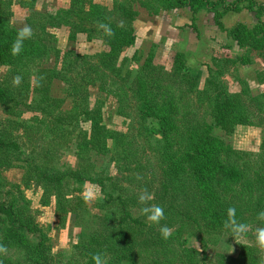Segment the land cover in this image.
Segmentation results:
<instances>
[{"label": "trees", "instance_id": "16d2710c", "mask_svg": "<svg viewBox=\"0 0 264 264\" xmlns=\"http://www.w3.org/2000/svg\"><path fill=\"white\" fill-rule=\"evenodd\" d=\"M113 1L112 10L107 11L103 5L95 7L92 0H69L68 9L53 14L37 10L38 0H0V65L9 67L0 79V110L7 115L5 124L22 127L35 146L37 141H43L39 150L33 149L31 159H22L19 144L7 131L10 126L0 128V169L21 161L25 177L41 185L43 201L49 204L54 199L59 223L63 226L69 215L75 216L76 225L81 228L80 244L89 251L87 264H94V254H101L107 264L258 263L261 257L250 247L242 248L234 257H211L205 250L217 238L230 234L223 227L228 207H234L237 219L248 226H260L256 217L264 210V141L260 152L254 155L211 133L212 128L217 127L230 135L238 125L252 123L245 97L264 111V90L255 96L243 89L228 92L222 81L228 64L234 65L237 60L246 64L250 59L245 55L219 59L200 88L182 53L175 54L170 70L155 63L151 53L138 67L128 68L123 75L127 83L119 84L114 78L122 76V65H118L120 52L136 39L133 23L138 11L133 5L136 2L145 7L149 4L148 0ZM156 1L165 9L188 8L192 19L201 7L213 12L217 21L230 11L248 9L255 12L257 25L249 27L238 23L228 34L242 45L256 43L264 37V21L261 20L264 3L258 0ZM15 5L26 9L25 24L32 35L23 41L20 53L13 56L11 45L21 29L12 21ZM90 8L96 16L92 15L94 30L84 29L87 37L101 39L108 46L107 50L96 54L94 70L98 76L114 75L98 87L107 96L116 98L121 115H131L128 109L136 106L134 109L142 122L139 134L143 135L151 152L147 159L139 155L141 150L134 148L136 142L127 140L123 133L103 121L105 98L98 97L92 102L83 88L73 92L71 104L66 107L63 99L51 93L57 71L42 66V60L50 44L56 41L53 30L65 26L69 29V38L75 39L78 32L84 30L74 18L91 12ZM100 67H104L107 74L100 72ZM16 76L20 77L19 84H13ZM259 80L264 82V76H259ZM202 107L206 108L203 115H208L211 123L200 120ZM24 109L33 115L21 121L18 117ZM81 122H89V128L80 125L74 136H65ZM111 145L115 147L111 158L118 174L96 170L94 163V155L108 154ZM67 146L73 147L77 156L74 168L57 163L60 149ZM150 166L159 182L153 199L141 204L139 195L150 189L145 172ZM72 182L78 185L91 182L100 187L103 199L99 207L104 215L90 214L83 198L72 193ZM2 188L0 172L2 264H44L47 256L38 249L41 244L31 243L30 235L46 237L40 232L27 200L23 195L22 203L15 197L10 201L2 200ZM149 205L163 208L164 219L159 224L147 222L141 213V207ZM161 225L169 228L166 239L160 234ZM186 234L200 240L204 250L200 252L185 245V241L174 247L176 239ZM262 251L264 253V249ZM108 252L110 259H106Z\"/></svg>", "mask_w": 264, "mask_h": 264}, {"label": "rangeland", "instance_id": "374dc122", "mask_svg": "<svg viewBox=\"0 0 264 264\" xmlns=\"http://www.w3.org/2000/svg\"><path fill=\"white\" fill-rule=\"evenodd\" d=\"M225 1L233 2L234 0ZM258 1L264 3V0ZM113 2V0H92L95 7L103 5L107 11L112 10ZM148 4L150 7L142 6L139 2L133 5V8L138 11L133 23L136 39L133 45L124 47L120 52L118 65H122L120 73L122 76H115L114 79L117 83L126 84L127 81L123 75L127 69L138 67L151 53L154 54L155 63L165 65L170 70L175 54L180 52L188 70L196 76L199 87L202 88L212 69L215 70L216 61L223 58L237 59L241 55H245L250 61L243 64L237 60L234 65L228 64L225 73L222 75V81L227 85L228 92H241L243 89L255 96L264 90V82L259 80V76H264V37L258 39L256 43L242 45L228 34V30L238 23H244L249 27L257 25L259 20L254 11L248 9L230 11L217 21L214 13L208 11L206 7L199 8L196 12V18L192 19V13L188 8L165 9L160 7V2L156 0H148ZM68 5L69 0H38L36 9L46 13L58 11L61 14L66 8L68 9ZM218 7L220 8L221 5ZM157 8L159 9L157 10ZM13 12V24L22 29L26 26V9L15 5ZM92 12H94L93 9L91 12H84V14L74 18L79 22V28L94 30L95 23L92 22L94 21L92 15L96 16V13L93 14ZM261 20L264 21V15ZM193 24H196V27ZM68 30L65 26L53 30L56 33V41L50 44L49 50L42 60V66L57 71V76H55L51 86L52 95L63 99L66 107L71 104L73 92L83 88L89 93V99L92 102L98 97L105 98L102 112L103 121L114 130L123 133L127 140L136 142L134 148L141 150L139 155L147 159L151 152L147 144L145 145V138L139 134L142 122L137 117V111L134 109L136 106L132 105L128 109L131 115H121L118 113L116 98L109 95L108 97L98 87L103 80H108L114 76L112 74L98 76L94 70L98 58L96 54L107 50L108 46L101 39H89L85 30L78 32L75 39H71ZM8 70L9 67L6 65H0V79ZM103 71L107 74L106 69L100 67V72ZM83 72H85V76H82ZM94 79L97 80L94 81ZM244 101L252 113L250 125H238L230 135L225 134L217 127H213L211 133L223 137L235 148L255 155L260 152L264 141V111L259 110L253 101L247 97L244 98ZM205 109L200 108L199 118L202 122L211 123V118L208 115L207 117L203 115ZM21 113L18 117L21 121L29 119L33 115L32 112L25 109ZM6 116V113L0 110V128L10 126L5 124ZM80 125L85 128L90 126L89 122L78 123L65 136H74ZM7 131L11 138L19 144L22 159H31L33 149L39 150L43 145V141H37L35 146L29 136L23 133L22 127L10 126ZM142 133L144 134L143 129ZM142 148H144L143 151ZM114 150L115 147L111 145L108 154L104 156L94 155L96 170L104 169L109 174H118V169L114 166V161L111 158ZM56 159L58 166L62 167L74 168L78 161L73 147L70 146L61 148ZM20 162L0 169L3 181L2 200L10 201L12 197H15L18 198V202L22 203L25 200L21 195L27 200L40 232L42 231L46 237L42 239L30 235L31 243L35 246L41 244L38 249L47 256L44 264H87L90 255L89 251L80 244L82 242L79 238L81 228L76 225L75 216L69 215L66 224L62 226L55 215L54 199L49 204L43 201L41 185L35 180L25 177V170ZM145 172L150 187L148 194H150L151 199L149 200H152L159 181L155 179L156 173L151 166ZM71 189L74 195L83 198L90 214L104 215V211L99 207L103 194L97 184L85 182L78 185L72 182ZM133 211L135 214L138 213L136 209ZM256 227L258 226H248L247 231L240 236L234 237L231 234H225L221 238H217L205 250L211 257L217 255L234 257L241 252L242 248L250 247L261 257L256 264H264V253L262 249L256 246L254 239ZM183 241H185V245L192 246L200 252L204 250L202 242L188 234L184 235V238H177L174 247H179ZM106 257V259H110L111 253L108 252ZM1 259L0 256V264H2Z\"/></svg>", "mask_w": 264, "mask_h": 264}, {"label": "clouds", "instance_id": "9594fccd", "mask_svg": "<svg viewBox=\"0 0 264 264\" xmlns=\"http://www.w3.org/2000/svg\"><path fill=\"white\" fill-rule=\"evenodd\" d=\"M105 31H108L105 29ZM32 35L31 29L28 26L23 27L18 30L15 40L12 42L10 52L13 56L20 53L25 39L30 38ZM20 77L16 76L13 79V84H19ZM151 199L150 194L147 192L141 193L138 197V201L141 204H144L146 200ZM141 213L145 216L147 222L152 224H159L162 219H164V210L159 205H149L141 207ZM257 220L260 223V226L256 227L254 232V239L256 246L260 249H264V210H261L257 213ZM223 227L226 229L232 236H240L244 234L248 225L244 222H241L237 219L236 209L234 207H228L226 209V219L223 221ZM160 234L163 238H167L170 234L169 228L167 225L160 226ZM94 264H107L106 260L101 254H94L92 256Z\"/></svg>", "mask_w": 264, "mask_h": 264}]
</instances>
